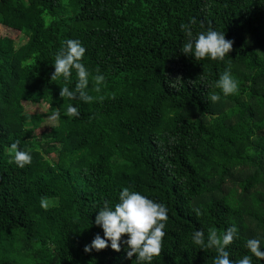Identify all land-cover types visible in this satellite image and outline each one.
Here are the masks:
<instances>
[{
    "label": "trees",
    "instance_id": "obj_1",
    "mask_svg": "<svg viewBox=\"0 0 264 264\" xmlns=\"http://www.w3.org/2000/svg\"><path fill=\"white\" fill-rule=\"evenodd\" d=\"M189 21L233 41L223 61L180 51ZM69 38L105 75L99 92L89 78L91 102L60 97L66 82L51 77ZM227 65L239 90L224 96L214 81ZM35 103L61 113L56 126ZM69 103L78 116L63 114ZM17 139L24 168L11 162ZM122 186L169 209L152 264H211L214 250L190 240L197 228L237 225L232 259L247 238L264 244V0H0V264H137L125 244L84 251L102 235L96 209Z\"/></svg>",
    "mask_w": 264,
    "mask_h": 264
},
{
    "label": "clouds",
    "instance_id": "obj_2",
    "mask_svg": "<svg viewBox=\"0 0 264 264\" xmlns=\"http://www.w3.org/2000/svg\"><path fill=\"white\" fill-rule=\"evenodd\" d=\"M181 23L180 28L185 34V41L182 43L180 51L186 56L201 60L205 57L211 60L223 61L232 48L233 41L226 39L223 31L214 28H207L203 31L194 32L192 23ZM51 23V19L46 20L45 27ZM86 48L79 39L69 38L63 42L62 47L55 54L52 63L54 71L51 77H62L66 82L59 88V96L67 97L69 100L79 98L83 102H91L94 97L87 91L89 78L94 81L95 91L99 92L105 86V75L96 69L95 74L82 63ZM75 71L77 81L73 88L68 84ZM215 88L224 95L235 94L239 90V81L233 75L231 65L224 67L214 81ZM220 95L212 93L210 100L216 102L220 100ZM67 117L79 115L77 106L69 103L63 113ZM52 117L59 118L61 113L53 110ZM11 162L18 168H24L31 164L32 155L29 151L20 147V141L13 140L9 145ZM41 207L47 208L48 201L41 199ZM94 221L102 230V235L96 233L90 243L84 245V251L101 250L110 247L119 251L121 244H125L126 256L131 258L135 254L137 264H152L154 257L161 253L162 241L165 236V229L169 219L168 207L165 203L159 202L133 190L129 186H122L118 190L116 202L110 204L104 201L103 205L96 209ZM197 215L201 214V209H194ZM122 234H126L125 239H121ZM238 238V227L235 224L227 226L222 232L215 228H209L205 232L202 228L195 229L190 234V240L198 249H213L215 255L211 264H253L254 258L261 262L264 259V244L259 238L251 237L244 241L247 254L239 259L230 258L229 245Z\"/></svg>",
    "mask_w": 264,
    "mask_h": 264
},
{
    "label": "rangeland",
    "instance_id": "obj_3",
    "mask_svg": "<svg viewBox=\"0 0 264 264\" xmlns=\"http://www.w3.org/2000/svg\"><path fill=\"white\" fill-rule=\"evenodd\" d=\"M11 34H14V32H12ZM31 111H33V112H36V113H38V112H40V113H45V120H44V122H43V125L45 126V125H51V126H56L57 125V121H56V118L55 117H52V115L51 114H49V112L51 111V107H49L48 106V104L47 103H35V104H33V106H30V107H28ZM51 157L52 158H55V154L53 153L52 155H51Z\"/></svg>",
    "mask_w": 264,
    "mask_h": 264
}]
</instances>
